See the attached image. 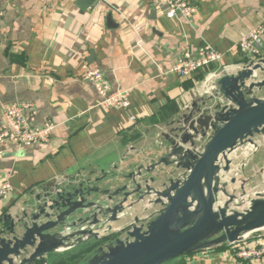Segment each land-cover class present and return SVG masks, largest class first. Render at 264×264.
I'll list each match as a JSON object with an SVG mask.
<instances>
[{"label":"crops","instance_id":"crops-1","mask_svg":"<svg viewBox=\"0 0 264 264\" xmlns=\"http://www.w3.org/2000/svg\"><path fill=\"white\" fill-rule=\"evenodd\" d=\"M78 1L0 0V126L2 106L24 102L32 105L25 111L32 127L54 125L48 142L0 145V182L13 187L0 199V225H9L4 217L18 216L33 195L86 179L117 189L124 176L161 160L176 121L202 104L208 74L225 66L227 74L243 69L249 58L240 39L264 21V0H192L198 10L189 20L167 17L168 0ZM205 44L222 53L220 62L187 77L171 71L185 51L195 53ZM260 52L264 57V40ZM85 66L99 68L112 93L129 90L130 107L100 106L95 85L83 78ZM257 95L264 96V88ZM165 166L157 165L152 175L163 177ZM111 172L116 176L99 181ZM148 199L129 213L152 216L160 205ZM127 221L111 223V232ZM235 251L223 243L184 260L264 264V256L250 262Z\"/></svg>","mask_w":264,"mask_h":264},{"label":"water","instance_id":"water-1","mask_svg":"<svg viewBox=\"0 0 264 264\" xmlns=\"http://www.w3.org/2000/svg\"><path fill=\"white\" fill-rule=\"evenodd\" d=\"M263 88L261 57L219 78L202 104L187 108L176 121L169 145L160 146L164 157L124 176L121 187L105 188L86 179L27 198L19 215H6L9 225H0V264H28L110 233L117 238L96 247L82 264H163L208 246L242 241L264 228V195L258 193L242 210L233 209L235 195L220 183V173L230 172L229 154L246 142L256 144L255 134L264 136V96L257 95ZM160 164L172 169L157 178L152 171ZM179 170L188 173L169 177ZM114 176L111 172L99 181ZM160 179L168 182L158 188ZM220 192L227 197L222 206ZM147 198L163 208L145 224L141 213L129 211ZM121 220L128 221L111 232L110 224Z\"/></svg>","mask_w":264,"mask_h":264},{"label":"built area","instance_id":"built-area-1","mask_svg":"<svg viewBox=\"0 0 264 264\" xmlns=\"http://www.w3.org/2000/svg\"><path fill=\"white\" fill-rule=\"evenodd\" d=\"M198 7L192 0H168L166 16L169 18L182 17L184 19H191L197 14ZM264 40V21L259 23L255 28L251 29L240 39L239 47L241 51L251 60H257L260 57V46ZM222 53L210 44H205L198 48L194 53L190 50L178 58L176 63L171 68V71L177 73L182 77L190 76L198 71L205 69L218 63L222 59ZM85 72L83 78L92 81L100 96L99 105L104 108H122L127 109L131 105L130 91L122 90L112 93L111 85L105 78L104 74L97 67H84ZM229 66L222 69L211 71L206 77L208 86L205 93H211L216 89V81L223 75L227 74ZM214 81V83H212ZM32 108L31 103H7L2 106L3 124L0 126V145L7 143H14L16 145L39 144L48 142L52 136L54 125L46 123L43 126L32 127L25 116V111ZM135 120L134 117L131 118ZM211 134L208 132L207 137ZM207 137L198 143L196 152L201 151V146L205 143ZM257 150L253 144H247L238 149ZM254 152V151H252ZM188 173V170H183L179 176ZM13 191L12 184L9 180L0 182V199H7ZM155 209L152 216L144 217L145 224L155 214L159 213L163 205ZM243 241V240H242ZM242 241L233 243V248L236 249V255L240 259L250 262H257L264 256V242L263 243H244Z\"/></svg>","mask_w":264,"mask_h":264},{"label":"rangeland","instance_id":"rangeland-1","mask_svg":"<svg viewBox=\"0 0 264 264\" xmlns=\"http://www.w3.org/2000/svg\"><path fill=\"white\" fill-rule=\"evenodd\" d=\"M253 140L256 142L257 150L252 149L254 151L252 152L242 148L243 150L234 151L231 158L230 172H223L224 175H221L220 183L226 186L229 193L235 195V199L230 203L233 209L242 210L250 204L252 199L259 196L258 193L264 195V136L261 133L255 134ZM248 143L251 144L246 142L244 145ZM171 169L172 165L165 166L163 175H167ZM179 172L176 171L173 175L168 176L178 177ZM226 175L235 177L236 182L225 181L224 177ZM226 199L227 197L220 192L218 201L222 202ZM260 238L264 239V228L245 234L243 240H257Z\"/></svg>","mask_w":264,"mask_h":264},{"label":"trees","instance_id":"trees-1","mask_svg":"<svg viewBox=\"0 0 264 264\" xmlns=\"http://www.w3.org/2000/svg\"><path fill=\"white\" fill-rule=\"evenodd\" d=\"M210 67L211 66L206 67L205 69L199 72H202V71L207 72ZM117 236H118L117 234H112V235L106 236L100 241H90V242L82 243L71 250L64 251L61 253L50 254V255L41 257L28 264H82L84 259L87 257V255L91 253L96 247L104 243H108V242L115 240ZM187 255H190V254L186 253L174 259L168 260L167 262L163 264H187L186 261L184 260Z\"/></svg>","mask_w":264,"mask_h":264},{"label":"bare ground","instance_id":"bare-ground-1","mask_svg":"<svg viewBox=\"0 0 264 264\" xmlns=\"http://www.w3.org/2000/svg\"><path fill=\"white\" fill-rule=\"evenodd\" d=\"M254 146L256 147V145H255V144H254ZM232 156H233L232 154H229V156H228V157L231 159V158H232ZM221 172H222V171H221ZM220 175H224V174H223V173H220ZM224 180H225V181H226V180H230V177L226 175V176L224 177ZM221 193L223 194V192H221ZM223 195H224V194H223ZM224 201H225V200H224ZM224 201H222V202H219L218 204H220V205L222 206V205H224Z\"/></svg>","mask_w":264,"mask_h":264}]
</instances>
